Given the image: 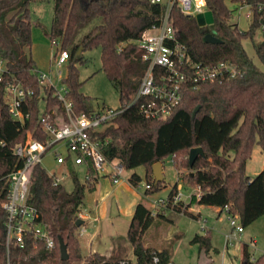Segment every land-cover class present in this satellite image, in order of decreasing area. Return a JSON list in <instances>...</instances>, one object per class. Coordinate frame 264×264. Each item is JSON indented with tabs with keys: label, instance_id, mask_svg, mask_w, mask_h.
<instances>
[{
	"label": "trees",
	"instance_id": "16d2710c",
	"mask_svg": "<svg viewBox=\"0 0 264 264\" xmlns=\"http://www.w3.org/2000/svg\"><path fill=\"white\" fill-rule=\"evenodd\" d=\"M32 1L0 0V60L6 71L0 84V264H6L8 260L12 264H72L82 259L76 237L80 225L76 226L75 222L79 218L85 190L92 191L98 180L91 167L86 170L89 180L81 181L70 166L73 188L67 191L62 184H53L52 177L40 164H34L29 170L27 201L38 210L39 220L47 227L54 246L49 249L37 243L34 247L32 241H27L23 247L6 245L7 214L3 203L8 197L7 176L19 165L13 147L23 142L27 130L33 137L45 139L38 121L41 97L45 98L47 109L56 108L60 112V104L51 89L40 85L31 54L29 5ZM229 1L247 5L251 10L247 30L242 31L229 22L231 9L226 0H205L207 9L213 14V22L204 26L198 25L194 16L183 14L178 5L171 7L169 23L193 60L204 64L229 60L237 65L240 73L232 78L201 82L196 88L184 87L182 100L165 118L144 117L138 111L139 103H131L147 68L136 40L144 29L159 22L165 10L163 3L149 0H52L50 27L48 30L42 27L50 40H58L69 52L63 83L77 114L93 111L89 98L80 91L77 64L84 62V51L100 48V69L118 91L121 106L105 127L92 135L109 140L105 146L107 152L119 159L124 168L144 166L146 183L151 184L145 194L158 190L163 181L155 183L152 165L158 161L162 163L168 157L176 167L185 169L180 175L184 187H200L198 199L192 193L189 202L173 203V196L178 191L177 183L174 184L166 197V204L160 206L162 210L154 213L142 203L135 206L127 230L135 264H147L155 253L159 264H167L169 250L145 246L146 232L153 224L173 223L178 215L197 218V214L189 211L192 202L220 210L227 206L230 213L239 216L244 228L264 215V69L253 62L242 45L243 39H252L255 31L264 25V0ZM207 34L218 41H207ZM80 47L81 53L75 56ZM253 47L264 67V40L254 43ZM9 81L34 90L24 108L29 112L24 124L11 117L6 104L4 88ZM197 105L200 108L192 117ZM205 116L216 122L217 127L227 125L217 151L206 139L210 133L202 129ZM177 125L183 132L174 137L173 130ZM171 140H175L176 146H171ZM255 144L263 153V166L250 177L245 165ZM195 146H200L204 154L198 155L190 165L189 151ZM128 180L137 187L141 178L133 173ZM166 210L168 213L164 214ZM59 236L67 247L69 256L66 260L60 258ZM190 242L205 252L217 251L212 246L209 229L204 234H195ZM122 259L118 251L109 256L94 252L84 258L85 264H118ZM238 264H264V253L252 259L248 245L244 243Z\"/></svg>",
	"mask_w": 264,
	"mask_h": 264
},
{
	"label": "built area",
	"instance_id": "2783aa9c",
	"mask_svg": "<svg viewBox=\"0 0 264 264\" xmlns=\"http://www.w3.org/2000/svg\"><path fill=\"white\" fill-rule=\"evenodd\" d=\"M151 3H163L165 10L160 20L144 29L136 40L141 50V58L147 63V68L141 78L138 90L131 103H139L138 111L144 117L165 118L180 103L184 87L196 88L201 82L212 81L223 77H235L240 71L235 63L229 60L212 64L195 61L189 55L186 46L174 34L169 23V12L173 5H178L181 12L195 16L207 10L206 3L199 0H149ZM247 6V5H246ZM260 7V6H259ZM247 15H252L248 7ZM264 32V25L261 27ZM53 47L51 56L54 65L53 72L48 73L37 70L40 85L52 91V95L60 104V112L56 108L47 109L44 97L39 101L40 130L46 135L44 140L32 136L29 130L23 142L13 147V153L19 160V165L8 176V197L3 203L6 211V245L10 244L23 247L27 241H32L34 247L37 243L44 244L47 248L54 246V240L47 227L39 220V212L27 201L29 190V170L34 164H41L42 157L50 150L57 165L68 169L69 167L82 166L84 179L89 180L86 170L91 167L97 177L108 176L112 183L121 180L124 169L121 161L106 150L109 140H100L92 135L101 131L109 119L118 111H92L77 114L73 102L69 99L68 88L63 83L66 74L62 66L69 58L68 50L62 48L61 43L50 40ZM5 68L0 60V84L3 81ZM34 95V90L24 88L19 82L9 81L4 88V98L9 108L11 117L24 124L29 118V112L24 108L27 99ZM45 96V94H43ZM121 147V145L119 146ZM50 175V174H49ZM53 184H62V176L50 175ZM151 184H145V190ZM195 196L200 197V187H195ZM189 197V195H188ZM182 199V194L177 192L172 199L175 203ZM167 198L154 201L156 207L166 204ZM229 225V231L224 235V250H229L234 245L235 234L243 232L238 215L232 214L225 206L222 209ZM202 229H205L202 221ZM253 259V258H252ZM6 264H12L7 261ZM118 264H133L122 259ZM147 264H159V257L155 253ZM167 264H173L168 261ZM215 264V263H210ZM224 264V263H221Z\"/></svg>",
	"mask_w": 264,
	"mask_h": 264
},
{
	"label": "rangeland",
	"instance_id": "374dc122",
	"mask_svg": "<svg viewBox=\"0 0 264 264\" xmlns=\"http://www.w3.org/2000/svg\"><path fill=\"white\" fill-rule=\"evenodd\" d=\"M227 6L231 9V17L229 22L235 24L240 30L245 31L251 22V16L247 15L248 6L232 3L226 0ZM52 0H33L29 5L30 20L32 22L31 29V54L37 66V69L41 72L48 73L53 72L54 65L52 64L51 56L53 53V47L50 44V39L43 32L42 27L48 30L50 27V22L52 19ZM264 40V32L258 28L252 39L245 38L242 40V45L247 52V54L252 58L253 62L264 69L263 64L256 56L253 44L259 43ZM82 64H77L79 71V80L81 82L80 91L89 98L91 108L93 111H107L108 109L117 110L121 106L118 91L111 85L107 79L104 72L100 69V48L96 47L91 50H86L83 52ZM67 63L62 66L63 74H66ZM205 122L202 125V129L207 131L208 143L213 150L220 149V138L223 131L227 128V125H218L217 123L210 120V118L205 116L202 119ZM216 123V124H215ZM181 126L177 125L173 132L174 137L179 133ZM171 146L174 147L175 140H171ZM164 179L158 190L151 191L145 194V170L143 165H138L131 169L124 168L121 174V179L129 178L133 173L140 176L141 180L137 187H134L141 195H145L144 201L148 206L154 205L153 200H158L160 198L167 197L172 186L178 182L180 179V173H178L177 168H182L181 166L176 167L172 162L171 158H165L162 162ZM48 174H54L56 176H62L61 183L67 191L73 188V181L71 172L68 169L57 165L53 153L49 150L41 159L40 164ZM263 166V153L260 150L258 144L253 146L250 157L246 161L245 171L248 176H253L258 172ZM77 172L78 178L84 181V169L82 166H77L74 168ZM185 172V169L182 168ZM101 183L109 182L113 185L110 177H100ZM128 180V179H127ZM187 188V187H186ZM184 191L187 189L183 188ZM93 194L89 190H85V197L83 207H87L88 203L92 202ZM158 209H161L160 207ZM162 210V209H161ZM214 208L205 207L203 211L202 220L204 225L208 227L211 233L212 245H215L218 249L217 251L211 250L208 254L200 250L197 244L190 242L194 233L199 232L204 234L207 229H199L198 223L189 218V216L178 215L173 223H163V226H157L153 224L145 235V244L149 248L153 246L166 247L170 245L176 236L171 238H166V233L171 236L175 232L181 230L182 235L177 238L178 249L173 252L172 261L174 264H209L214 262L215 264H238L241 260L242 246L244 243L248 244L249 251L252 257L259 256L264 252V215L253 221L250 225L244 228V231L235 234L234 245L228 250V254L224 251V232L229 229L224 214H222V220H216L212 215L214 213ZM224 217V219H223ZM171 226V227H170ZM170 227V228H169ZM162 228V229H161ZM169 228V229H168ZM221 230V231H220ZM77 231V230H76ZM126 234V233H124ZM213 234V236H212ZM76 237L77 232H76ZM175 237V238H174ZM127 238V237H126ZM255 240V243L252 241ZM219 250V251H218ZM224 251V252H223ZM223 254L226 256V261L223 259ZM122 257L125 260L136 263L135 257L131 252H125ZM72 264H85L84 259L74 261Z\"/></svg>",
	"mask_w": 264,
	"mask_h": 264
},
{
	"label": "crops",
	"instance_id": "0c3cea01",
	"mask_svg": "<svg viewBox=\"0 0 264 264\" xmlns=\"http://www.w3.org/2000/svg\"><path fill=\"white\" fill-rule=\"evenodd\" d=\"M239 6L241 5L239 4ZM182 132L183 130L181 129L178 135L180 136ZM177 171L178 173H180V175L181 173L184 172L182 168H177ZM161 173L164 179L162 163H161ZM102 177H108V176H102ZM99 178L95 184L94 189L91 191L93 194L92 202L88 203L87 207L85 206L82 208L81 206L80 213H79V218H81L83 221L76 232L78 236L80 253L82 255V259H84L85 256L91 253H94V252H98L106 256H109L115 253L116 251L120 252L122 255H124L125 252L132 253V247L126 237H127L128 226L132 218V215L134 213L135 206L138 203H142L153 213L156 212L159 208V207H156L155 205L148 206L146 202L143 200L145 195L144 196L141 195L139 191L133 188L129 180H127L128 178L127 179L122 178L118 183L113 184V185L110 183V181L101 183ZM176 183H177V190H178L177 192H180L182 194L181 200L186 203L189 202L191 194L195 192V187L186 188L182 185L180 180ZM183 188L187 190L184 191ZM153 203H154V200H153ZM205 207H210L212 209L213 208L215 209L212 216L216 220H219V221L222 220V214H224L223 211L220 210V208L218 207L206 206V205L198 204L196 202H192L189 207V211H191L194 214H197V218H193V217H189V218L195 220L198 223L199 229H202L201 223H203L202 216H203V211ZM163 213L167 214L168 210L164 211ZM224 217H225V214H224ZM163 225L164 224H161L158 226H163ZM206 229H208L207 226H206ZM180 231L181 230L178 229V231L175 232L171 236L168 234V232H165L166 238H171L173 236H176L177 238H179L182 235ZM228 231L229 229L225 230L224 232L222 231V233L225 235ZM195 234H202V233L196 232L193 234V236ZM177 238L172 240V241H176L175 243L172 242L170 245L166 247L153 246V248H157L158 250H161L163 248H166L167 250H169L170 255H169L168 261H171L173 264L174 262L172 261V255H173V252L178 249ZM252 241L255 243L254 239H252ZM211 243H212V239H211ZM145 246L148 247L147 244H145ZM212 246L216 248V250L218 249L215 245H212ZM200 250H203V249H200ZM224 251L226 253L228 252L227 250H224ZM203 252L206 254L209 253V252H205L204 250ZM241 255H242V252H241ZM252 258H255V257H252ZM223 259L224 261H226V256L224 254H223ZM211 263H214V262H211Z\"/></svg>",
	"mask_w": 264,
	"mask_h": 264
},
{
	"label": "water",
	"instance_id": "95a60500",
	"mask_svg": "<svg viewBox=\"0 0 264 264\" xmlns=\"http://www.w3.org/2000/svg\"><path fill=\"white\" fill-rule=\"evenodd\" d=\"M200 3H204V0H199ZM195 19H196V22L198 25L200 26H204V25H209L213 22V14L210 10H205L204 12H200V13H197L195 16ZM207 41H218V39H216L215 37H213L211 34H207L206 35V38H205ZM82 51V48L80 47L75 56H77L78 54H80ZM200 108V105H197L194 110L192 111V117H194L197 113V111L199 110ZM204 152H203V149L200 147V146H195V147H192L189 151V155H188V161H189V164L192 165L193 162L195 161L196 157L198 155H203ZM152 173H153V176H154V180H155V183L161 181L163 179V176H162V173H161V162H155L153 165H152ZM82 219L81 218H78L75 222L76 226H79L81 225L82 223ZM58 243H59V250H60V258L61 260H66L68 259V252H67V247H66V244L64 243L63 239L59 236L58 237Z\"/></svg>",
	"mask_w": 264,
	"mask_h": 264
}]
</instances>
